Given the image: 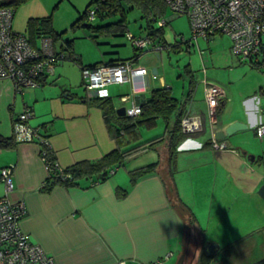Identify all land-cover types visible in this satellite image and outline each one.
Masks as SVG:
<instances>
[{
    "label": "crops",
    "instance_id": "0c3cea01",
    "mask_svg": "<svg viewBox=\"0 0 264 264\" xmlns=\"http://www.w3.org/2000/svg\"><path fill=\"white\" fill-rule=\"evenodd\" d=\"M217 36L207 41L218 45L221 40ZM229 48L221 46L207 58L201 52L205 78L220 83L224 91L215 114H211L204 91L197 94L191 90L181 98L183 117L200 121L201 128L186 131L188 135L172 158L166 143L160 144L157 148L161 147L164 154L157 160L159 166L135 183L130 170L142 165L118 167L105 179L95 175L81 178L76 185L57 184L43 189L50 171L42 159L39 141L24 140L13 132L6 136L0 133L16 140L11 147L0 146V170L13 169L15 187L8 196L13 201L25 202L27 212L20 225L30 240L41 245L57 264H176L184 249V264H189L195 257L192 245L196 232L187 228L174 202V197L182 194L186 179L202 180L204 200L214 197V201L225 203L228 194L232 201L242 193L252 196L256 198L252 206L258 212L262 206L259 200L264 206L258 194L264 183V136L257 134L255 126L264 121V64L242 62L231 45ZM206 64L210 65L208 69ZM226 69L236 74L227 78ZM56 75L54 71L41 85L23 89H16L10 80L0 79V95L6 91L10 95L8 105L13 107V123L29 107L32 113L28 124L39 128L48 139L62 168L79 161L101 159L118 147L103 109L87 101L92 97L89 90L86 94L72 92L71 85L60 83ZM147 78L150 84V72ZM150 94L140 98L146 99ZM235 120L247 127L218 140L227 145L225 149L214 147L216 134ZM164 166L168 168L171 185L175 186V196L169 190ZM0 182L3 184L1 178ZM3 188L0 197L6 195ZM196 218L191 215L193 227ZM251 233L220 245V249L230 246L235 249L236 242L238 247L251 248L256 241L250 237ZM210 239L207 241H214Z\"/></svg>",
    "mask_w": 264,
    "mask_h": 264
},
{
    "label": "rangeland",
    "instance_id": "374dc122",
    "mask_svg": "<svg viewBox=\"0 0 264 264\" xmlns=\"http://www.w3.org/2000/svg\"><path fill=\"white\" fill-rule=\"evenodd\" d=\"M90 1L26 0L15 8L13 27L16 31L25 33L28 37H34L35 46H39L40 48L46 44L47 40H53L54 50L56 52L61 51L62 46L66 48V42L72 40V51L79 55L86 65L95 63L102 64L109 62L111 59L132 56L135 53V49L132 45L130 35L137 37L146 34L144 26L147 23V19L143 16L142 10L138 7H134L131 10L127 9L126 18L129 32L126 35L116 25L110 30L96 27L115 22L120 15L107 16L104 19L98 16L94 21H88L84 18L79 24L74 25L85 12ZM45 16H51L52 30H55L57 33L55 37L52 35V32H32L31 18ZM159 19L167 21L164 29L168 47L160 53V57L156 55L157 52L146 48L137 61L138 64H143L149 69L152 77L146 95L150 94L152 88L163 85L171 87L174 96L180 99L186 97L191 90L193 92L197 91V94H202L204 91L205 94V73L203 70L205 65L203 64V54L201 52H204V57L207 58L213 52L219 51L218 49L221 46L226 48L225 50H230L229 46L232 45L231 38L227 35L218 34L217 39L221 41L218 42V45L210 41L212 46L209 47L210 42L203 37H199L196 39L195 44L187 47L186 43L181 42L182 39L184 41L189 39L193 41L189 16L187 14L176 15L168 9L164 15L154 21L155 26H159ZM65 51L68 53V50ZM206 66L208 69L210 65L206 64ZM154 67L158 68L157 74L153 72ZM61 69L63 70L62 72L60 71ZM55 73L57 74L55 77L59 75L57 80L60 83L65 81L67 85H71L70 89L72 92L79 94L87 93L88 90L85 85L83 70L78 63L69 59L60 60L56 65ZM224 73H226V77L228 78L231 74H236V71L233 70L231 73L230 69H226ZM238 75L242 74L239 72ZM0 79L10 80L13 83L11 79ZM248 79L249 76L244 80ZM208 80L209 82L220 85L217 81ZM109 91L112 101L117 108L121 106L129 108L133 105V99L126 102L121 99V95L132 93V85L130 82L110 84ZM9 98L10 95L7 91L0 95V133L5 136L12 132L16 134V120L13 123L11 115L13 107L8 105ZM17 111L19 112L21 109H17ZM165 127L166 123L163 118H159L158 123L154 127L141 126L138 130L137 140H147L160 135L165 131ZM133 135L127 134L122 136L125 145L131 146L135 144L137 140L132 138ZM127 138H131V141L124 140ZM161 154L162 156L164 154L161 147L140 151L131 158H127L125 165L120 167L124 169V166L129 168L131 166L152 163L159 160ZM167 169L164 166L163 172H166L167 181L171 185V179L169 173H167ZM187 180L183 185L182 194L179 197V194H177V197H174V202L180 209L183 222H186L187 228H190L192 232H196L193 237L198 245H200V249H202L203 243L207 241V238H211L210 240H214L221 246H225L231 242L238 241L241 236L247 235V233L253 232L250 237L256 241L259 239V236L261 237L263 235L261 232L264 229V206L261 200H259V203L262 206L258 212L252 206L256 204V198L245 195L244 193L239 194L240 196L236 197L234 201L230 199V195L228 194L225 203L214 201V197H211L213 199V202H211V199L204 200L206 195L203 194L205 185L201 183L202 180L198 181V177L194 178V181L191 182ZM3 187H5L4 182L3 184L0 182V192L3 191ZM223 187L224 185L222 186V191ZM170 191L175 196L176 191ZM219 211H221V214H219ZM192 213L197 217L196 220L198 219L194 227L192 226ZM204 229H206V232ZM194 245L192 246L194 247ZM238 246L239 243L236 242L235 249L239 248ZM256 255L255 253L253 254V256ZM247 258H252V256L250 255ZM193 259L197 260V257ZM194 264H198V261Z\"/></svg>",
    "mask_w": 264,
    "mask_h": 264
},
{
    "label": "built area",
    "instance_id": "2783aa9c",
    "mask_svg": "<svg viewBox=\"0 0 264 264\" xmlns=\"http://www.w3.org/2000/svg\"><path fill=\"white\" fill-rule=\"evenodd\" d=\"M169 10L176 15L187 14L192 27L193 41L183 40L187 47L195 44L196 39L203 37L210 40L215 35L223 34L231 38L232 51L242 62L261 65L264 64V0H165ZM14 9L10 6L0 7V78L11 79L17 89L39 86L42 80L54 73L58 63V56L54 50L53 40H47L40 49L30 38L18 32L13 27ZM95 18V9L88 12L87 20ZM167 23L159 19V25ZM127 31L126 34H128ZM132 45L139 51L146 48L161 53L165 46L151 35H130ZM206 70V69H204ZM85 85L92 96L99 98L110 97V84H124L130 82L132 93L121 95L122 101L133 99V105L126 108V115L138 116L142 113L139 99L147 93L149 69L132 60L120 61L115 64L102 63L96 67L83 71ZM205 99L214 115L224 97L220 85L204 79ZM264 112V108L262 109ZM31 110L26 107L15 123L17 137L24 140H38L41 145V156L48 167H51L49 152H52L48 139L43 136L39 128L31 127L27 120ZM182 127L186 131L199 130L201 122L190 118H183ZM257 134L264 136V121L256 126ZM212 145L218 149H225L227 145L214 139ZM56 167L64 168L55 160ZM115 170H111L114 172ZM13 169L3 167L0 178L5 184L6 195L0 197V264H57L41 245L30 240L22 230L20 219L27 212L24 201H13L8 193L15 183L12 177Z\"/></svg>",
    "mask_w": 264,
    "mask_h": 264
},
{
    "label": "trees",
    "instance_id": "16d2710c",
    "mask_svg": "<svg viewBox=\"0 0 264 264\" xmlns=\"http://www.w3.org/2000/svg\"><path fill=\"white\" fill-rule=\"evenodd\" d=\"M26 0H0V7L10 6L14 9ZM134 7H138L142 10L143 16L146 17L147 23L144 26L146 34L151 35L158 42L162 43L165 48L168 47V42L165 36L164 26H155L156 21L160 16L164 15L169 9L165 0H91L82 16L74 23L79 24L82 19L87 20L88 12L92 8L95 9V18L99 16L104 19L107 16L120 17L115 21L102 26L105 29H111L114 25L119 26L123 34L126 35L128 31V24L126 18L127 9L131 10ZM91 20V21H94ZM30 23L32 25V32L47 33L52 32L55 37L57 33L52 30L51 16L31 18ZM86 25H88L86 23ZM30 41L33 43V37H30ZM72 40L66 42L67 47L62 46V50L56 52L58 61L69 59L80 65L82 70L90 67H96L100 63L86 65L83 63L81 57L72 51ZM135 53L130 58H115L111 59L110 64H115L120 61L132 60L136 61L143 51H139L136 47ZM65 50H68L66 53ZM86 100V99H85ZM88 102L101 107L104 111L107 124L111 130L113 137L118 142V147L113 151L105 154L101 159L96 161H79L69 167L64 168L63 173L65 175L70 174V177H64L62 171H60L55 165V156L50 151L49 159L51 161V167L49 168L50 174L45 181L43 189H50L57 184L63 185H76L81 178H89L97 175L101 179L107 178L108 174L112 173L111 170H116L118 167L125 165V160L131 158L134 154L147 149H156L160 144L166 143L169 149V155L172 158L177 151L179 144L186 138L188 132L182 127V120L184 116V108L181 99L174 96L171 87L160 86L154 88L151 94L146 99L139 98V103L142 106V113L138 116L119 115L117 113V107L112 101L111 97L99 98L92 96L87 99ZM163 118L166 123L165 131L160 135L147 140H137L138 130L141 126H147L149 128L156 126L158 119ZM133 135V139L137 140L135 144L127 146L124 144L123 137L125 135ZM125 141H131V138L124 139ZM16 143L15 137H4L0 135V146L11 147ZM127 146V147H126ZM159 166V161H155L149 164L139 166L131 169V180L133 183L138 178L153 172ZM171 174V171H170ZM169 190H173L175 186H168ZM192 216L194 217L193 213ZM207 260V259H206ZM205 260L204 264H207Z\"/></svg>",
    "mask_w": 264,
    "mask_h": 264
},
{
    "label": "flooded vegetation",
    "instance_id": "af4514ba",
    "mask_svg": "<svg viewBox=\"0 0 264 264\" xmlns=\"http://www.w3.org/2000/svg\"><path fill=\"white\" fill-rule=\"evenodd\" d=\"M262 231L263 235L259 236V239L253 243L251 248H247L246 246L236 249L226 247L222 250L218 248L211 251L206 246L211 241H205L202 249H200V245L195 241L193 249L197 260L193 259L189 264H194L196 261H198V264H204L206 259L207 264H264V229ZM254 253L257 255L253 256ZM250 255L252 258L248 259L247 257Z\"/></svg>",
    "mask_w": 264,
    "mask_h": 264
},
{
    "label": "water",
    "instance_id": "95a60500",
    "mask_svg": "<svg viewBox=\"0 0 264 264\" xmlns=\"http://www.w3.org/2000/svg\"><path fill=\"white\" fill-rule=\"evenodd\" d=\"M156 55L158 57H160V53L157 52ZM153 72L155 74L158 73V68L157 67H154L153 68ZM117 113L119 115H126V107L125 106H121V107H118L117 108ZM216 122V121H215ZM213 122V123H215ZM216 125V123L214 124ZM247 125H245L244 123H242V121L240 120H235V121H232L231 123H229L225 129L223 131H220V133H217L216 134V139L217 140H223L225 139L227 136H231L233 135L234 133H236L237 131L239 130H242L244 128H246ZM186 131V130H185ZM258 194L263 198L264 200V183H262L260 185V187L258 188ZM208 247V249H210L211 251L212 250H217L218 248H220V244L216 243V241H211V243H208L206 245ZM185 260H186V250L184 249L181 256L179 257V259L177 260L176 264H184L185 263Z\"/></svg>",
    "mask_w": 264,
    "mask_h": 264
}]
</instances>
